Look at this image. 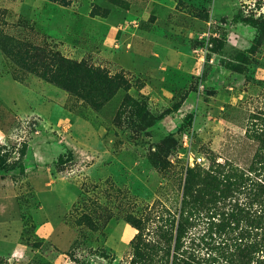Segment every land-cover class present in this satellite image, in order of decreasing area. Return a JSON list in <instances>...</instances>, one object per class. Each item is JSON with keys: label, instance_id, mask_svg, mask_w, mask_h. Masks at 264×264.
Returning <instances> with one entry per match:
<instances>
[{"label": "rangeland", "instance_id": "1", "mask_svg": "<svg viewBox=\"0 0 264 264\" xmlns=\"http://www.w3.org/2000/svg\"><path fill=\"white\" fill-rule=\"evenodd\" d=\"M83 4L0 0L3 31L33 51L0 48V264H130L126 215L176 211L187 167L246 169L258 147L264 0ZM153 27L171 42L141 36ZM41 50L126 87L93 107L30 67Z\"/></svg>", "mask_w": 264, "mask_h": 264}, {"label": "trees", "instance_id": "2", "mask_svg": "<svg viewBox=\"0 0 264 264\" xmlns=\"http://www.w3.org/2000/svg\"><path fill=\"white\" fill-rule=\"evenodd\" d=\"M263 17L264 11H259V18ZM25 45L6 34L0 20L3 52L9 57L18 52L28 56L32 48ZM41 53L46 58L31 61L30 67L39 65L44 76L76 91L93 107L126 87L124 79L83 61L50 50ZM46 59L53 62L52 68H46ZM255 119L259 117L254 114L247 136L258 147L248 168L216 159L205 169L187 167L176 211L151 206L145 216H125L137 230L130 264H264V125H257Z\"/></svg>", "mask_w": 264, "mask_h": 264}, {"label": "crops", "instance_id": "3", "mask_svg": "<svg viewBox=\"0 0 264 264\" xmlns=\"http://www.w3.org/2000/svg\"><path fill=\"white\" fill-rule=\"evenodd\" d=\"M80 2H83L84 4H86V5H88L89 4V0H80ZM83 4V5H84ZM85 6V5H84ZM90 18V19H89ZM95 18H96V16H92V15H90V14H88V21H92L93 22V20H95ZM87 19V18H86ZM141 36H147V38H150V37H155V38H157V41H158V43H162V44H166V43H170L171 41L170 40H168L167 39V37H163L164 36V34L162 35L161 33H160V31H158L156 28H152L151 30H147V29H145V30H143L142 32H141ZM160 38V39H159Z\"/></svg>", "mask_w": 264, "mask_h": 264}]
</instances>
